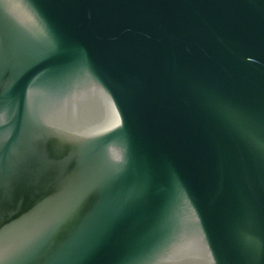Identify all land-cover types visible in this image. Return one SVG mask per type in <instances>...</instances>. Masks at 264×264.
I'll use <instances>...</instances> for the list:
<instances>
[{
    "label": "water",
    "instance_id": "water-1",
    "mask_svg": "<svg viewBox=\"0 0 264 264\" xmlns=\"http://www.w3.org/2000/svg\"><path fill=\"white\" fill-rule=\"evenodd\" d=\"M0 264H264V0H0Z\"/></svg>",
    "mask_w": 264,
    "mask_h": 264
}]
</instances>
